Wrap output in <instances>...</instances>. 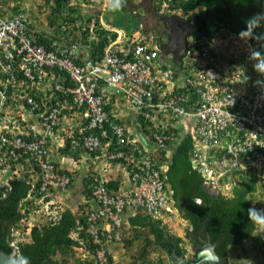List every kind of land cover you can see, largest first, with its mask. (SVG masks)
Returning <instances> with one entry per match:
<instances>
[{
    "label": "built area",
    "instance_id": "obj_1",
    "mask_svg": "<svg viewBox=\"0 0 264 264\" xmlns=\"http://www.w3.org/2000/svg\"><path fill=\"white\" fill-rule=\"evenodd\" d=\"M157 5L159 12H176L167 1ZM4 8L0 198L10 191L8 180L21 177V166L29 165L37 176L32 183H38L23 200L28 218L19 228L36 216L56 218L61 206L55 197L73 182V172L51 157L54 135H61L72 157H86L93 176L91 197L78 207L86 224L75 235L84 231L99 245L93 253L99 264L123 242L131 215L164 219L174 210L166 171L171 145L184 135L192 139L191 164L206 186L229 195L240 175L251 172L264 181V89L256 86L264 77L248 59L253 47L240 32L188 35L178 65L172 54L162 56L168 34L141 20L133 30L117 31L93 11L77 23L86 22L94 39L99 30L109 32L101 56L92 57L91 44L61 33V39L37 42L27 33L28 13Z\"/></svg>",
    "mask_w": 264,
    "mask_h": 264
},
{
    "label": "trees",
    "instance_id": "obj_2",
    "mask_svg": "<svg viewBox=\"0 0 264 264\" xmlns=\"http://www.w3.org/2000/svg\"><path fill=\"white\" fill-rule=\"evenodd\" d=\"M69 0H44L45 5H49L51 10L47 15L48 25H43L41 16L29 12L31 22L27 29L28 35L39 43H48L52 39H61L62 35H67L68 39L81 44H91V56H101L103 46L108 42L106 29L98 31L97 40L90 37L89 26L86 22L79 24L77 19H84L82 13H76L78 9L74 6L68 8ZM171 8L180 9L185 12L190 11V18L194 20V29L191 34L194 37L211 39L216 34H223L221 31L241 32L246 29L249 18L264 11V0H167ZM54 2V4L52 3ZM42 6V4H40ZM204 9H199V7ZM122 7L121 9H123ZM66 10V12H64ZM17 11V10H16ZM15 11V12H16ZM89 20V19H88ZM36 24V25H35ZM63 25L66 30L59 29ZM86 28L83 29V27ZM78 28V29H77ZM112 36L117 35L116 31H110ZM79 33H81L79 35ZM264 34V23L254 29L253 35ZM71 36V37H69ZM253 48L260 50V43L255 39H250ZM1 69V65H0ZM17 74V68L11 67ZM6 73L0 72V77ZM18 76L24 75L18 71ZM18 80V78H17ZM13 86L9 84L8 94L11 95ZM169 167L166 171L167 183L172 191L174 207L187 222L185 238L195 240L203 233V226L206 225L211 240L219 239L215 248L217 254L222 259V264H228L229 249L231 246L244 243L257 229L248 219L247 210L254 207V201L258 195L261 182L254 173L240 175L234 183L229 195H224L221 191H212L211 187L204 184L201 174L193 168L190 160V150L192 139L189 135H184L172 145ZM69 153L68 146L66 151ZM77 158V154H73ZM84 194L87 199L91 197L93 176L88 172L85 177ZM10 191L6 196L0 198V248L11 253L14 250V243L17 246V260L19 264H65L66 255L75 248L87 250L92 256L85 260L83 264H99L93 253L99 245L92 242L90 236L84 231L75 235L79 231V226L86 224V220L80 210L73 212L69 207L59 208L56 218L49 219L45 223H34L29 232L20 231V221L28 218L27 212L22 209L24 199L29 194H34L38 183L33 185L32 181L25 177L15 178L9 181ZM34 187V188H33ZM34 190V191H33ZM33 191V192H32ZM255 208V207H254ZM208 219L204 222V218ZM135 235L126 239V243L131 245L133 239H140L141 229L144 230V238L139 253L134 255L132 264H159L164 263L163 258L157 262L149 259V247H159L163 252H170L172 248L168 246L166 234L167 225L161 218L137 213L128 218ZM139 234H137V233ZM173 238L181 255L186 252V248L181 245L183 238L168 233ZM125 240V237H124ZM123 240V242H124ZM264 254V241L261 242ZM113 255H109L105 264H114ZM209 264L208 262H206Z\"/></svg>",
    "mask_w": 264,
    "mask_h": 264
},
{
    "label": "rangeland",
    "instance_id": "obj_3",
    "mask_svg": "<svg viewBox=\"0 0 264 264\" xmlns=\"http://www.w3.org/2000/svg\"><path fill=\"white\" fill-rule=\"evenodd\" d=\"M85 1L87 0H80L79 3L83 4ZM100 1L102 2H100L101 4H99V7L100 8L106 7L105 10H107L108 6L106 4V0H100ZM0 2L4 6H8L9 10H11L13 7L14 8L19 7V8H25L29 12L32 11L40 15L42 21L47 20L46 14L49 12V8H50L49 6L43 3V0H0ZM91 2H93L94 7L97 8L98 5L97 0H90L87 6L88 10L93 9L89 7V4ZM40 4H42V6H40ZM96 13H99L97 9H96ZM102 16H103L104 25L106 27H111L117 31L133 30L136 27V22L134 19L126 18L127 17L126 9L112 11V12H104ZM125 18H126V25L124 24ZM6 119L9 120L10 117H6ZM129 119L130 117L128 116L127 120L129 121ZM83 159L84 160L83 162L80 163V166L85 167L87 164L86 157H84ZM81 171L84 172L85 169ZM260 182L263 185H260V188L258 190V195L256 197V200L254 201V207L258 210L264 209V181H260ZM75 212H77V209L75 210ZM171 219L172 221H168L166 223L169 225L170 228L173 229L172 223L176 222L178 228L180 229V232L178 233H181L183 235L185 222L177 214H175L174 217H171ZM35 222L45 223L46 220L36 216L34 219L28 221V227L26 226V228L23 227V229L21 228L16 229L15 234L19 235L20 231L23 232L25 231L26 233H28L30 225ZM141 232L144 231L141 230ZM134 235H135V231H133V229H128L127 233L124 235L125 236L124 242L117 243L118 246L116 247L115 250H113L114 248L112 247L113 257L115 261L114 264H132L135 261L134 255L139 253L140 247L144 245V242L142 241L144 235L140 234L141 237L140 239L137 240L133 239V243L131 245H128L125 242L126 239L128 238L130 239ZM262 241H264V233L260 232V230L257 228L254 231L253 235L250 238H248L244 243L230 247L228 264H264V254H262L263 249L261 247ZM181 245H183L186 248V256L190 257L192 255V246L190 245V243L185 239V241ZM91 257L92 256L87 252V250L81 248H75L66 255L67 262L65 264H83L85 260L91 259ZM159 258H163L164 263L169 264V259L166 256L165 252H163L159 247L156 246L149 247V259L157 262ZM200 264H207V263L202 262Z\"/></svg>",
    "mask_w": 264,
    "mask_h": 264
},
{
    "label": "clouds",
    "instance_id": "obj_4",
    "mask_svg": "<svg viewBox=\"0 0 264 264\" xmlns=\"http://www.w3.org/2000/svg\"><path fill=\"white\" fill-rule=\"evenodd\" d=\"M79 1L80 0H69L67 7L69 8L71 6V8H73V6H74L76 9H78L76 13L80 12L83 15H89L93 11L96 12V9L99 12L96 14H100V13L104 14V12L118 11L123 7V4H124V0H106V4L108 6V9L105 10L106 7H104V8L99 7V4H101L100 2H102V1L97 0V3H98L97 8H95L93 5V2H91L89 4V7L93 8V9L88 10L87 6H88V2L90 0L85 1L83 4H80ZM157 1H159L161 3V2L167 1V0H154L155 5L158 7ZM43 3H44V0H43ZM52 3L54 4V2H52ZM20 4H21V1H20ZM17 5H19V4H17ZM0 7H2V8L5 7L4 9L6 11H4V12H6L8 14H10V13H12L18 9H22V10L26 11L29 15L28 10L25 8H19V7L14 8L13 7L11 10H9L8 6H4L1 2H0ZM50 10H51V8H49V12L46 14V16L51 13ZM122 10H124V9H122ZM128 10H130V12ZM128 10H127V17L129 19L135 20L136 15H138V17L140 16V18L144 17L140 11H136L133 9H128ZM64 12H66V10ZM29 19L31 22L32 20H31L30 16H29ZM125 23H126V18H125ZM262 23H264V11H262L261 13L249 18V20L247 21V24H246V29L242 30L238 34L239 38H243V39H245V41H247L248 39H255L258 43H260V50H257L256 48H249V55H248V59L253 62V68L259 74L260 77H264V34L254 36L253 32H254V29H256L257 27H260ZM47 25H48V19L43 21V25L40 28L46 27ZM256 86L258 88L264 89V79L257 80ZM247 213H248V219H249L250 223L253 224L255 227H257L260 230V232L264 233V209L258 210V209L253 207V208H249L247 210ZM14 246H16V244Z\"/></svg>",
    "mask_w": 264,
    "mask_h": 264
},
{
    "label": "crops",
    "instance_id": "obj_5",
    "mask_svg": "<svg viewBox=\"0 0 264 264\" xmlns=\"http://www.w3.org/2000/svg\"><path fill=\"white\" fill-rule=\"evenodd\" d=\"M126 1L129 0H124V2ZM132 1L133 0H131L130 2ZM137 1L140 0H135L133 2L137 4ZM126 9L128 10L130 8H126ZM199 9H204V7L203 6L199 7ZM128 11L130 12V10ZM124 24L126 25L125 22ZM65 151H66V145L63 142L61 135L59 136L54 135L52 138L51 157L60 167L72 171L74 175L73 182L69 186V188L57 194L55 200L59 201L62 209L69 207L73 212H75V210L76 209L78 210V207L82 204V202L86 198L84 194V186H85L84 182H85V177L88 174V167L87 165L85 167L80 166V163L83 162V160L81 161V159L76 158L77 160L75 161V158L72 157L70 153ZM83 169H85L84 172L81 171ZM18 172H20L21 177L23 178L25 177L26 179H29L31 181L37 178L36 174L31 171L29 165L21 166ZM175 214H177L185 222L183 235L181 233H178L180 232V229L178 228L176 222L172 223L173 229L170 228L169 225L166 223L168 221H172L171 217H174ZM162 221L167 225L168 233L170 235L181 236L183 238V242L185 241L186 227L188 226V222L183 217L180 216L179 212L175 207L174 210L170 213V215L169 214L166 215L164 219H162ZM127 223L129 225V229H132L128 221ZM141 233H143V235L145 234V232H141ZM183 242L181 244H183ZM117 246L118 245L114 243L112 246L114 248L113 250H115Z\"/></svg>",
    "mask_w": 264,
    "mask_h": 264
},
{
    "label": "water",
    "instance_id": "obj_6",
    "mask_svg": "<svg viewBox=\"0 0 264 264\" xmlns=\"http://www.w3.org/2000/svg\"><path fill=\"white\" fill-rule=\"evenodd\" d=\"M174 17L182 19L177 15H174ZM187 25L188 22L186 21L183 29H171L168 34V41L161 46L162 56L165 57L168 54H172L174 62L178 65L181 64L182 57L186 55L188 51L187 36L192 30H189ZM12 179H9L8 182ZM212 191L214 192L215 190L212 189ZM207 219L208 217H205L203 221L205 222ZM218 242L219 239L214 242L211 240L207 227L204 225L201 244L193 246L192 257H187L185 253L179 255L174 250L169 255V259L172 264H200L202 262H208L209 264H222L223 261L215 250ZM0 264H19L17 260L16 246H14V250L11 253L0 248Z\"/></svg>",
    "mask_w": 264,
    "mask_h": 264
},
{
    "label": "flooded vegetation",
    "instance_id": "obj_7",
    "mask_svg": "<svg viewBox=\"0 0 264 264\" xmlns=\"http://www.w3.org/2000/svg\"><path fill=\"white\" fill-rule=\"evenodd\" d=\"M126 1L123 4V9L125 8H130L136 11H140L141 14L144 16L143 18H140V16L138 17V15H136L135 18V22H136V26H137V22H140L139 20H141L143 22V25H145V28H149V29H153L156 31H160L162 33H166L169 34V31L171 29H175V30H180L184 28V25L186 24V21L188 22V27L189 30H193L194 27V20L190 18V11L189 12H185L182 11L180 9H174L176 12L175 13H168V12H159L157 10V6L155 5L154 0H140L137 1V4L134 3L133 0L132 2ZM122 10V9H120ZM174 15L179 16L180 18L184 19H179L177 17H174ZM192 32V31H191ZM191 32L188 34L190 35ZM222 33H228V31H226L225 29L221 31ZM167 240H168V246H170V248H172V250L170 252H166L165 254L169 259V255L171 254V252H173L175 250V252L177 254H179L178 251V245L176 243V241L169 237L168 233L166 234ZM201 236H198L197 239L195 240H189L190 245L193 246L196 244H201ZM186 254V252H185ZM180 255V254H179ZM189 257V256H187ZM192 257V255L190 256ZM165 264V263H164ZM169 264H172V262L169 259Z\"/></svg>",
    "mask_w": 264,
    "mask_h": 264
}]
</instances>
